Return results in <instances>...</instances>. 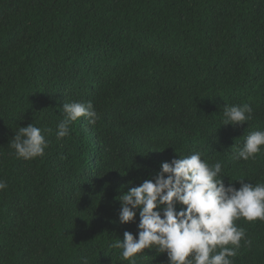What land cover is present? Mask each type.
Wrapping results in <instances>:
<instances>
[{"label": "trees", "instance_id": "trees-1", "mask_svg": "<svg viewBox=\"0 0 264 264\" xmlns=\"http://www.w3.org/2000/svg\"><path fill=\"white\" fill-rule=\"evenodd\" d=\"M65 102L99 119L57 139ZM242 104L253 118L223 126L224 105ZM31 123L52 130L48 147L17 158L9 141ZM257 130L264 0H0V264H130L112 247L138 232V211L119 223L121 192L196 151L221 162L226 186L264 183V146L235 158ZM234 224L233 264H264V220ZM135 259L168 264L155 249Z\"/></svg>", "mask_w": 264, "mask_h": 264}, {"label": "clouds", "instance_id": "clouds-1", "mask_svg": "<svg viewBox=\"0 0 264 264\" xmlns=\"http://www.w3.org/2000/svg\"><path fill=\"white\" fill-rule=\"evenodd\" d=\"M56 137L69 136L73 122L85 118L89 124L99 119L91 102L64 103ZM223 126L243 125L253 118L248 104L224 105ZM34 124L18 127L8 146L17 158L30 160L44 155L48 141ZM264 146V131H253L244 138L243 147L235 154L244 161L254 158ZM162 162L160 170L139 186L121 192L119 223L135 221L139 213L138 232L125 231L113 248L121 249V258L136 264V255L145 249L167 254L168 264H233L232 257L245 238V231L234 221L264 220V183L255 185L239 180L225 185L220 177L222 164H210L199 151L189 156ZM7 188L0 180V190ZM180 206L179 209L177 206ZM250 245V240H245ZM217 249H219L217 251ZM83 264H88L87 259Z\"/></svg>", "mask_w": 264, "mask_h": 264}]
</instances>
